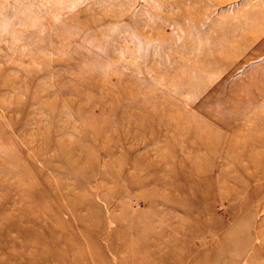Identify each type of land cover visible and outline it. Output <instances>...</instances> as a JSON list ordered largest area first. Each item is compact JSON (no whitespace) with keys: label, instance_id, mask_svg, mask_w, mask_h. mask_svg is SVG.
<instances>
[{"label":"rangeland","instance_id":"1","mask_svg":"<svg viewBox=\"0 0 264 264\" xmlns=\"http://www.w3.org/2000/svg\"><path fill=\"white\" fill-rule=\"evenodd\" d=\"M0 264H264V0H0Z\"/></svg>","mask_w":264,"mask_h":264}]
</instances>
